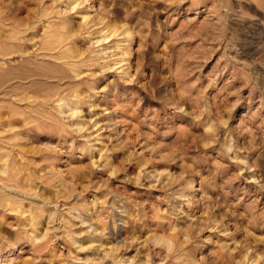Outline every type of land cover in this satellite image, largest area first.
Here are the masks:
<instances>
[{"label":"rangeland","instance_id":"rangeland-1","mask_svg":"<svg viewBox=\"0 0 264 264\" xmlns=\"http://www.w3.org/2000/svg\"><path fill=\"white\" fill-rule=\"evenodd\" d=\"M0 264H264V0H0Z\"/></svg>","mask_w":264,"mask_h":264}]
</instances>
